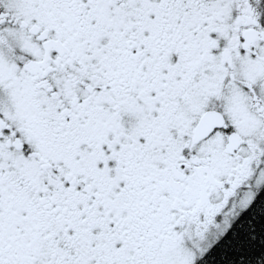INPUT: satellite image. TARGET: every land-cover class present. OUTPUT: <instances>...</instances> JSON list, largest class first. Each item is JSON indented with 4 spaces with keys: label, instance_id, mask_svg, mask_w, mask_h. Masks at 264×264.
Instances as JSON below:
<instances>
[{
    "label": "snow or ice",
    "instance_id": "1",
    "mask_svg": "<svg viewBox=\"0 0 264 264\" xmlns=\"http://www.w3.org/2000/svg\"><path fill=\"white\" fill-rule=\"evenodd\" d=\"M0 264H264V0H0Z\"/></svg>",
    "mask_w": 264,
    "mask_h": 264
}]
</instances>
